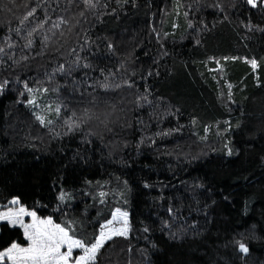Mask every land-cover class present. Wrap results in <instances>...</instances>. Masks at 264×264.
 Listing matches in <instances>:
<instances>
[{"label": "trees", "instance_id": "obj_1", "mask_svg": "<svg viewBox=\"0 0 264 264\" xmlns=\"http://www.w3.org/2000/svg\"><path fill=\"white\" fill-rule=\"evenodd\" d=\"M257 5L0 0V206L17 197L86 238L126 211L127 239L106 242L98 264H264ZM12 241L27 244L1 223L0 251Z\"/></svg>", "mask_w": 264, "mask_h": 264}, {"label": "snow or ice", "instance_id": "obj_2", "mask_svg": "<svg viewBox=\"0 0 264 264\" xmlns=\"http://www.w3.org/2000/svg\"><path fill=\"white\" fill-rule=\"evenodd\" d=\"M83 3L85 7L95 8L98 0L96 2L94 0H83ZM247 4L253 8L258 6L257 0H247ZM64 23L67 22L64 21ZM53 27H59V25L54 24ZM70 31L71 29H69ZM63 35L64 33L62 32L61 36ZM30 43L31 41H29ZM108 47L112 48V45L109 44ZM0 51H3V49L0 48ZM79 60L80 57L77 56L73 63L78 64ZM251 63L253 67L256 66L255 60L251 61ZM84 66L88 67L87 64ZM58 70L63 72L65 65L60 64ZM70 71L71 69H69ZM125 83L128 82L125 81ZM2 87L3 85H0V88ZM100 87L103 89L110 87L107 78H105V82ZM116 87H119V85H116ZM27 90L29 93L33 91L31 88ZM42 91L48 92L49 89L44 88ZM27 103L33 104L34 100L30 97ZM60 111L59 107L55 109L57 117H59ZM88 111V109L84 110L85 116ZM33 115L42 126L53 123L51 119L46 120L43 115L36 113H33ZM73 116H75V113H73ZM84 122L83 119L80 120V123ZM65 123L68 131H72L73 127L77 126L76 121L72 117H69ZM229 154H231V150H229ZM104 195L105 193H100L101 197ZM60 199H63V193H61ZM14 205L19 206L15 207ZM169 211L171 212L172 210L169 209ZM26 216L31 218L29 222H25L24 218ZM0 220L7 221L8 224L13 226L19 225L23 229L24 238L28 242L26 247L15 241H12L9 246L4 247L0 251V261L3 264H98L99 256L102 254L101 250L105 247L106 242L113 241L114 237L127 239L129 234L128 213L121 211L119 208L112 213L111 219H106L99 225V233L93 234L91 238H86L83 234L77 235L73 227L74 221L61 224L54 223L51 216L41 218L37 215L36 211H30L20 204L17 197L12 198L10 206L6 210L0 211ZM145 231H148V229H145ZM236 243L240 252L245 254L249 252V248L244 243L240 241H236ZM77 250L79 254H76Z\"/></svg>", "mask_w": 264, "mask_h": 264}, {"label": "rangeland", "instance_id": "obj_3", "mask_svg": "<svg viewBox=\"0 0 264 264\" xmlns=\"http://www.w3.org/2000/svg\"><path fill=\"white\" fill-rule=\"evenodd\" d=\"M258 1V0H257ZM262 4H263V6H264V0H262ZM10 206V202L7 204V205H5V206H0V211H4V210H6L7 209V207H9ZM15 207H18L19 205H14ZM111 218H112V216H111ZM110 218V219H111ZM25 219V222H29L30 221V217H25L24 218ZM1 223H7V221H2V220H0V224ZM8 224V223H7ZM9 226H11V227H18V228H20L19 227V225H16V226H13V225H10V224H8ZM21 229V228H20ZM22 230V233H23V229H21ZM24 236V235H23ZM25 239V238H24ZM26 240V239H25ZM26 242H27V240H26ZM28 243V242H27ZM26 246H27V244H26ZM25 246V247H26ZM62 250H64V249H62ZM78 251V250H77ZM0 262H2V261H0Z\"/></svg>", "mask_w": 264, "mask_h": 264}]
</instances>
